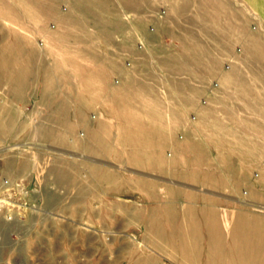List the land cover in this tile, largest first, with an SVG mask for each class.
<instances>
[{
  "label": "rangeland",
  "instance_id": "1",
  "mask_svg": "<svg viewBox=\"0 0 264 264\" xmlns=\"http://www.w3.org/2000/svg\"><path fill=\"white\" fill-rule=\"evenodd\" d=\"M200 6L215 7L218 18L244 21V117L263 111L264 34L254 38V18L239 0H0V264L162 262L160 236L146 234L145 217L159 226L167 210L162 195L178 188L166 177L178 173L170 169L162 179L160 172L130 170L141 162L131 141L146 132L144 107L124 117L111 105L92 107L88 125L77 115L84 106L71 114L67 105L72 91L84 97L86 72L102 69L108 76L125 65L131 71L124 74L132 75L144 68L145 52L154 69L193 70V57L205 45L193 42L178 10ZM102 54L105 69L96 64ZM129 59L137 61L133 69ZM152 78L156 87L164 83ZM213 78L225 83V74ZM155 95L163 98L160 90ZM97 125L115 149L96 154ZM249 177L244 211L258 218L259 229L264 204L254 196L256 168ZM259 244L264 264V234Z\"/></svg>",
  "mask_w": 264,
  "mask_h": 264
},
{
  "label": "crops",
  "instance_id": "2",
  "mask_svg": "<svg viewBox=\"0 0 264 264\" xmlns=\"http://www.w3.org/2000/svg\"><path fill=\"white\" fill-rule=\"evenodd\" d=\"M239 1L254 18V38L263 37L264 0ZM189 11L195 14L186 15ZM178 12L183 13L182 27L191 29L193 42L205 45L195 53L197 62L191 73L175 74L158 66L155 70L152 55L145 52L144 68H134L132 75L126 76L125 71L131 70L117 64L108 76L102 69L100 73L86 72L84 97L80 99L72 91L68 111L75 114L81 104L85 109H78L77 115L92 125L87 112L92 107L111 105L120 110L121 117L136 115V109L144 107L150 119L141 136L143 144L138 135L131 141L138 146L134 152L141 162L130 170L160 172L162 179L170 169L178 173V177H166L175 178L172 182L178 188L162 195L167 210L162 208L159 226L153 227L149 213L145 217L146 234L160 236L162 262L158 264H259L264 226L258 229V218L244 211V188L246 191L250 185L249 170L256 168L254 196L264 204V110L244 117V21L230 15L218 18L215 7H183ZM133 43L136 51L135 40ZM235 44L238 46L233 48ZM133 56H138L137 51ZM96 58L97 66L105 69L104 54ZM128 61L131 69L133 62L137 64ZM220 74H225L223 84L213 78ZM153 75L164 83L156 87L151 83ZM112 76L118 86L110 82ZM213 83L218 87L212 90ZM159 90L162 99L155 95ZM257 97L259 101L261 96ZM152 108L156 110L152 112ZM252 123L254 129L249 126ZM97 126L93 137L96 154L105 146L115 149V144L108 146ZM250 139H255V148Z\"/></svg>",
  "mask_w": 264,
  "mask_h": 264
},
{
  "label": "built area",
  "instance_id": "3",
  "mask_svg": "<svg viewBox=\"0 0 264 264\" xmlns=\"http://www.w3.org/2000/svg\"><path fill=\"white\" fill-rule=\"evenodd\" d=\"M163 13H164V12H163ZM226 68H228V66H227ZM211 87H212L211 89L213 90V89H215V88L218 87V84H217V83H213ZM202 103L205 104L204 101H203ZM192 120H194V117H192Z\"/></svg>",
  "mask_w": 264,
  "mask_h": 264
},
{
  "label": "bare ground",
  "instance_id": "4",
  "mask_svg": "<svg viewBox=\"0 0 264 264\" xmlns=\"http://www.w3.org/2000/svg\"><path fill=\"white\" fill-rule=\"evenodd\" d=\"M227 69V68H226Z\"/></svg>",
  "mask_w": 264,
  "mask_h": 264
}]
</instances>
